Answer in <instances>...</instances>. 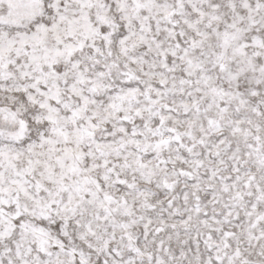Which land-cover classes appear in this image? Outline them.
I'll return each mask as SVG.
<instances>
[{"label": "snow or ice", "instance_id": "obj_1", "mask_svg": "<svg viewBox=\"0 0 264 264\" xmlns=\"http://www.w3.org/2000/svg\"><path fill=\"white\" fill-rule=\"evenodd\" d=\"M0 264H264V0H0Z\"/></svg>", "mask_w": 264, "mask_h": 264}]
</instances>
